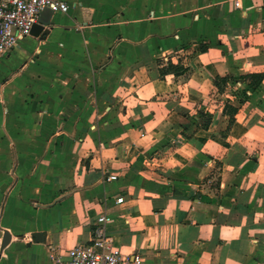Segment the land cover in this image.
<instances>
[{
    "label": "crops",
    "instance_id": "obj_1",
    "mask_svg": "<svg viewBox=\"0 0 264 264\" xmlns=\"http://www.w3.org/2000/svg\"><path fill=\"white\" fill-rule=\"evenodd\" d=\"M64 1L0 59V264L102 214L143 264H264V0Z\"/></svg>",
    "mask_w": 264,
    "mask_h": 264
},
{
    "label": "built area",
    "instance_id": "obj_2",
    "mask_svg": "<svg viewBox=\"0 0 264 264\" xmlns=\"http://www.w3.org/2000/svg\"><path fill=\"white\" fill-rule=\"evenodd\" d=\"M50 9L67 14L70 5L64 0H0V59L8 56L20 42L32 34L33 27L39 22L41 14ZM117 177L110 176L108 180ZM124 198H119L122 204ZM111 218L102 214L97 219L89 244L76 245L65 253L51 248V264H143L141 255L124 258L114 246L112 234L108 230Z\"/></svg>",
    "mask_w": 264,
    "mask_h": 264
},
{
    "label": "water",
    "instance_id": "obj_3",
    "mask_svg": "<svg viewBox=\"0 0 264 264\" xmlns=\"http://www.w3.org/2000/svg\"><path fill=\"white\" fill-rule=\"evenodd\" d=\"M45 11L53 12L50 9H46ZM50 24H51V22L49 20H43L40 18L39 22L33 27L31 34L35 35V36H39L42 32L45 33V31L43 30L44 27L47 25H50ZM10 239H11V236H10L9 232L5 231V235H4V239H3V243H2V249H4L8 245Z\"/></svg>",
    "mask_w": 264,
    "mask_h": 264
}]
</instances>
